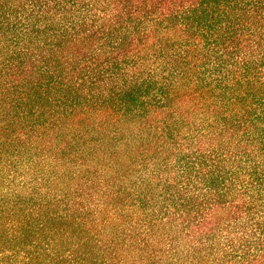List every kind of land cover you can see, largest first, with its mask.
Masks as SVG:
<instances>
[{
    "label": "trees",
    "instance_id": "trees-1",
    "mask_svg": "<svg viewBox=\"0 0 264 264\" xmlns=\"http://www.w3.org/2000/svg\"><path fill=\"white\" fill-rule=\"evenodd\" d=\"M0 264H264V0H0Z\"/></svg>",
    "mask_w": 264,
    "mask_h": 264
}]
</instances>
